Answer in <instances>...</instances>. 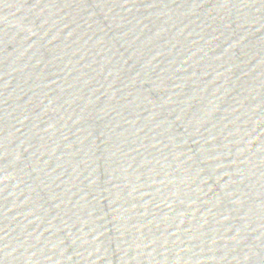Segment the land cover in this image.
Wrapping results in <instances>:
<instances>
[{
	"label": "water",
	"instance_id": "95a60500",
	"mask_svg": "<svg viewBox=\"0 0 264 264\" xmlns=\"http://www.w3.org/2000/svg\"><path fill=\"white\" fill-rule=\"evenodd\" d=\"M0 264H264V0H0Z\"/></svg>",
	"mask_w": 264,
	"mask_h": 264
}]
</instances>
